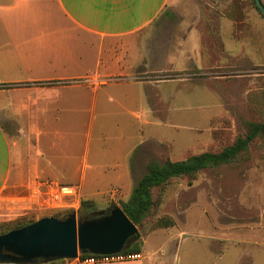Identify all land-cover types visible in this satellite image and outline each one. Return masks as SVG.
Masks as SVG:
<instances>
[{
  "label": "rangeland",
  "instance_id": "obj_1",
  "mask_svg": "<svg viewBox=\"0 0 264 264\" xmlns=\"http://www.w3.org/2000/svg\"><path fill=\"white\" fill-rule=\"evenodd\" d=\"M234 2L238 25L227 16ZM208 21L219 25L176 27ZM197 31L203 32L198 34L200 43ZM147 43V119H60L50 128L56 142L50 152L56 155L54 170L44 178L25 172L10 183L0 198V225L55 213H65L62 218L75 212L77 217L80 200L94 203L82 212L86 218L106 214L127 200L148 162L220 150L245 133L246 123L264 121V111L255 112L247 99L249 92L264 89V18L252 0H169L168 8L147 28ZM132 76L141 77L137 71ZM118 137L129 147L147 141L137 148L132 177L121 187L110 185L117 173L83 172L81 165L85 147L111 153ZM11 141L16 143L14 135ZM39 148L46 149L42 141ZM62 156L73 159L61 163ZM90 158L87 164L95 166ZM163 215L174 225L152 229ZM137 228L143 258L130 264H248L236 263L235 252L219 261L207 247L236 244L232 240L264 243V137L256 138L234 161L207 168L194 180L173 179L160 207Z\"/></svg>",
  "mask_w": 264,
  "mask_h": 264
},
{
  "label": "crops",
  "instance_id": "obj_2",
  "mask_svg": "<svg viewBox=\"0 0 264 264\" xmlns=\"http://www.w3.org/2000/svg\"><path fill=\"white\" fill-rule=\"evenodd\" d=\"M168 3L0 0V198L25 172L44 178L54 170L56 155L51 157L50 152L56 142L50 128L60 119H147V54L151 50L147 28L155 24ZM42 12L43 19L39 18ZM201 23H176V27L214 29L219 25L213 21ZM200 32L196 36L199 43L203 35ZM177 51L184 57L182 51ZM226 54L233 56L228 51ZM133 71L141 77H133ZM84 81L89 83L84 86ZM140 122L147 124V120ZM12 135L16 143L11 141ZM41 141L46 147L44 152L39 148ZM144 143L137 145L135 141L129 147L118 137L111 153L89 152L85 147L82 171L111 170L117 175L110 185L121 187L130 181L137 148ZM90 154L95 166L87 164ZM108 155L111 160L104 162ZM72 159L62 156L61 163ZM231 242L236 244L207 250L219 261H226L225 257L235 252L236 263L245 260L248 264H264L263 242ZM142 258L114 264H130ZM66 264L80 263L74 259Z\"/></svg>",
  "mask_w": 264,
  "mask_h": 264
},
{
  "label": "water",
  "instance_id": "obj_3",
  "mask_svg": "<svg viewBox=\"0 0 264 264\" xmlns=\"http://www.w3.org/2000/svg\"><path fill=\"white\" fill-rule=\"evenodd\" d=\"M264 16V5L253 0ZM139 230L120 207L106 214L77 219L75 212L62 218L44 217L0 235V264H44L74 260L80 253L108 255L121 252Z\"/></svg>",
  "mask_w": 264,
  "mask_h": 264
},
{
  "label": "trees",
  "instance_id": "obj_4",
  "mask_svg": "<svg viewBox=\"0 0 264 264\" xmlns=\"http://www.w3.org/2000/svg\"><path fill=\"white\" fill-rule=\"evenodd\" d=\"M252 4L259 12L253 0ZM236 6H238L237 2H234V7L227 11V16L238 25L241 19L239 18V9L236 10ZM259 14L264 18L260 12ZM247 99L255 112L262 113L264 111V89L249 92ZM245 125V133L242 136L236 137L232 144H228L220 150L189 155L183 160H165L163 163L154 160L148 162L145 172L136 181L127 200L120 203L119 207L123 213L135 226H139L150 212L160 207L166 187L173 179L188 178L189 180H194L200 172L207 168L217 167L234 161L238 154L244 153L250 143L256 138L260 136L264 137V121L248 122ZM93 206L94 203L92 201L80 200L77 219H86L82 212H86ZM63 215L65 213H55L50 216L39 217L38 219L29 217L20 219L12 224H3L0 225V235L30 225L44 217L60 218ZM173 225L172 218L163 215L156 219L152 225V229L170 228ZM141 245V238L133 237L126 243L125 248L121 252L139 253ZM88 256H91V254L80 253L77 258L84 259ZM64 261L66 260H54L44 264H56Z\"/></svg>",
  "mask_w": 264,
  "mask_h": 264
},
{
  "label": "built area",
  "instance_id": "obj_5",
  "mask_svg": "<svg viewBox=\"0 0 264 264\" xmlns=\"http://www.w3.org/2000/svg\"><path fill=\"white\" fill-rule=\"evenodd\" d=\"M78 259V258H77ZM141 259L140 253H115L108 255H92L84 259H78L80 264L116 263Z\"/></svg>",
  "mask_w": 264,
  "mask_h": 264
}]
</instances>
